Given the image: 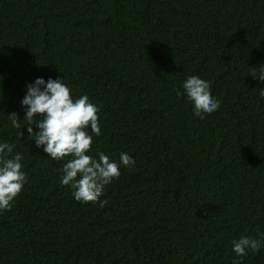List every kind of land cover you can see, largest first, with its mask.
<instances>
[{"label": "trees", "instance_id": "16d2710c", "mask_svg": "<svg viewBox=\"0 0 264 264\" xmlns=\"http://www.w3.org/2000/svg\"><path fill=\"white\" fill-rule=\"evenodd\" d=\"M261 65L264 0H0V143L27 174L0 212V264H264V247L241 258L231 243L264 240ZM190 75L220 101L203 119L177 95ZM37 78L100 107L89 155L133 157L104 207L76 201L66 159L27 138Z\"/></svg>", "mask_w": 264, "mask_h": 264}, {"label": "clouds", "instance_id": "9594fccd", "mask_svg": "<svg viewBox=\"0 0 264 264\" xmlns=\"http://www.w3.org/2000/svg\"><path fill=\"white\" fill-rule=\"evenodd\" d=\"M249 76L264 82V65L252 68ZM183 92L193 104V114L203 119L220 107V101L211 92V82L196 75H190L183 82ZM264 96V87L260 90ZM25 110L24 121L27 125L28 137L35 141L37 148H43L47 156L53 160H65L60 182L72 189L74 199L81 203H99L100 207L107 200H100L105 187L114 179H119L120 167L132 169L135 161L128 153L121 152L119 161L111 159L104 152H97L98 158L88 153L93 144V135L100 136V107L92 103L87 95L73 99L71 89L63 82V78L45 81L37 78L27 85V93L21 101ZM13 128L20 129L21 119L13 112L8 115ZM33 125L38 128L34 131ZM24 126V127H25ZM23 127V128H24ZM91 130V134L89 133ZM24 132H19L21 139ZM15 145L0 143V212L10 211L15 199L27 182V174L23 171L21 153H13ZM232 251L237 257H244L249 251L258 253L264 247V240L241 235L232 242ZM234 264H241L240 260Z\"/></svg>", "mask_w": 264, "mask_h": 264}]
</instances>
